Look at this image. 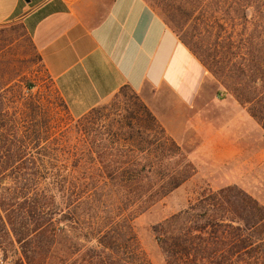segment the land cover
<instances>
[{
  "label": "trees",
  "instance_id": "1",
  "mask_svg": "<svg viewBox=\"0 0 264 264\" xmlns=\"http://www.w3.org/2000/svg\"><path fill=\"white\" fill-rule=\"evenodd\" d=\"M145 1L264 130V0ZM22 83L0 86V264H151L134 220L195 173L188 153L127 84L71 131ZM152 230L167 264H264V204L237 184Z\"/></svg>",
  "mask_w": 264,
  "mask_h": 264
},
{
  "label": "crops",
  "instance_id": "2",
  "mask_svg": "<svg viewBox=\"0 0 264 264\" xmlns=\"http://www.w3.org/2000/svg\"><path fill=\"white\" fill-rule=\"evenodd\" d=\"M12 20L28 32L43 67L76 117L126 84L150 109L144 88L162 89L190 107L207 75L145 0H0V24Z\"/></svg>",
  "mask_w": 264,
  "mask_h": 264
},
{
  "label": "rangeland",
  "instance_id": "3",
  "mask_svg": "<svg viewBox=\"0 0 264 264\" xmlns=\"http://www.w3.org/2000/svg\"><path fill=\"white\" fill-rule=\"evenodd\" d=\"M153 8L160 12L159 8ZM253 14L251 7L248 17ZM167 26L176 34L170 24ZM168 46L166 42L164 52ZM159 66L160 63L154 67L155 74ZM206 71L198 96L190 107H185L174 95L162 89L151 92L144 88L142 91L145 97H150L152 112L167 133L182 145L195 166V173L189 179L134 220L139 242L151 264H167L153 233V225L185 209L208 190L237 184L264 204V130L250 116L248 105L237 101ZM15 80L34 84L31 92L44 99L49 114L62 129L72 131L80 125L78 118L69 114L56 98L60 96L56 85L43 67L28 32L20 21L12 20L0 24V86L7 82L12 84ZM130 94L124 91L126 97ZM114 98L112 95L99 104L107 105L101 113L111 112L114 103L121 106L124 96L116 101ZM5 102L3 112L19 110L15 104L11 107L7 100Z\"/></svg>",
  "mask_w": 264,
  "mask_h": 264
},
{
  "label": "water",
  "instance_id": "4",
  "mask_svg": "<svg viewBox=\"0 0 264 264\" xmlns=\"http://www.w3.org/2000/svg\"><path fill=\"white\" fill-rule=\"evenodd\" d=\"M26 2H28L29 0H25Z\"/></svg>",
  "mask_w": 264,
  "mask_h": 264
}]
</instances>
